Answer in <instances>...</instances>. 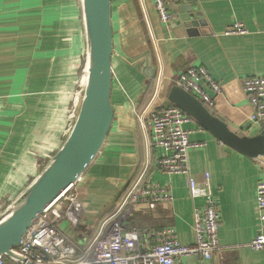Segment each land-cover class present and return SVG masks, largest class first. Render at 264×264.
I'll return each mask as SVG.
<instances>
[{
  "label": "crops",
  "instance_id": "obj_1",
  "mask_svg": "<svg viewBox=\"0 0 264 264\" xmlns=\"http://www.w3.org/2000/svg\"><path fill=\"white\" fill-rule=\"evenodd\" d=\"M165 3L171 12L169 22L160 20L153 0H112L115 116L103 147L78 186L88 201V211L93 210L92 225L97 230L101 213L117 204L138 177L170 185L173 201L155 209L140 203L130 222L145 231L172 226L180 242L192 244L194 215L203 208L204 199L191 197L187 176L169 175L156 166L165 152L155 144L150 113L170 102L169 92L179 86L183 73L190 67H202L222 88L217 94L202 81L214 102L208 107L242 135L264 131L242 87L245 77L264 75V0ZM188 4L193 17L205 21L199 34H190L184 20ZM234 23H242L247 32L226 34ZM68 26L77 36L73 50L60 47ZM83 40L86 53L80 0H0L1 213L42 172L68 137L70 109L78 97L81 103V80L77 87L70 83L77 80L73 66L77 56L80 62ZM148 69L150 76L145 73ZM151 80L152 96L139 108ZM186 127L190 140L199 143L190 151L191 173L201 187L205 174L210 175L209 190L221 219V248L209 259L188 256L175 264H264V250L249 246L259 232L257 186L264 179V156L253 159L237 152L192 117ZM69 226L62 224L65 231Z\"/></svg>",
  "mask_w": 264,
  "mask_h": 264
},
{
  "label": "built area",
  "instance_id": "obj_2",
  "mask_svg": "<svg viewBox=\"0 0 264 264\" xmlns=\"http://www.w3.org/2000/svg\"><path fill=\"white\" fill-rule=\"evenodd\" d=\"M153 2L160 20L169 22L171 12L165 0ZM246 32L247 29L242 23H234L225 33ZM202 81L215 93L222 92L219 82L202 67H190L181 75L178 85L207 106H213V99L206 92ZM242 87L254 109L256 122L264 124V75L245 77ZM84 93L85 88H82L81 102ZM80 104L78 97L69 113L68 135L78 118ZM149 119L155 144L165 152L156 160V166L169 175L187 176L191 197L204 199L203 208L194 215V243L180 242L172 226L160 231H145L131 224L130 219L138 204L145 202L151 209H155L160 203L174 200L170 185L153 183L143 175L135 179L119 202L101 217L97 234L92 241L79 247L63 229L62 224L78 226L88 211V201L80 195L78 186L82 181L81 175L59 199L37 215L21 245L14 249L20 258L0 254V264H6L7 261H12L13 264H175L182 257L211 258L221 248V219L216 200L209 190V173L205 174L203 187L191 173L190 151L199 146V143L190 140L191 131L186 127L191 117L177 106H159L151 111ZM257 202L259 232L249 246L254 250H264V179L257 186Z\"/></svg>",
  "mask_w": 264,
  "mask_h": 264
},
{
  "label": "water",
  "instance_id": "obj_3",
  "mask_svg": "<svg viewBox=\"0 0 264 264\" xmlns=\"http://www.w3.org/2000/svg\"><path fill=\"white\" fill-rule=\"evenodd\" d=\"M184 9L188 11L184 20L190 34H199V27H203L205 21L193 17L190 4ZM84 18L88 83L79 115L48 165L0 215V254L8 257L20 258L14 249L21 245L37 215L85 172L103 147L113 124L112 0H84ZM145 73L152 74L149 69ZM168 100L237 152L253 159L263 158L264 131L256 136L240 134L196 96L177 85L171 88ZM128 186L129 182L126 188Z\"/></svg>",
  "mask_w": 264,
  "mask_h": 264
},
{
  "label": "rangeland",
  "instance_id": "obj_4",
  "mask_svg": "<svg viewBox=\"0 0 264 264\" xmlns=\"http://www.w3.org/2000/svg\"><path fill=\"white\" fill-rule=\"evenodd\" d=\"M67 11H68V9H67ZM69 15H70V13L67 12L66 16H69ZM64 30H65V33L62 35L64 37V40H62L60 47H63V49H66V50H68V49L73 50V44L77 40V36L75 37L74 31H73V27L68 26ZM83 39H84V36H83ZM53 45H54V42L52 40V46ZM77 57H76V62L73 66V71H74V74H75L77 80H76L75 84H73V82L70 83L71 87L74 85L77 87V81L79 82V79L80 80L82 79V74H83L84 69H85L86 53H85V42H84V40L82 41V53H81L80 62L77 61ZM83 87H84V84H82V88ZM3 209H4V207H3ZM3 209H1V210H3ZM1 210H0V214H2ZM92 216H93V210L91 208L85 214V217L80 221L78 226H69V229L66 230L67 234L72 238V240L79 247H84V246L88 245L97 234L96 226L92 225V222H93ZM10 262L13 263L12 261H7L6 264H11Z\"/></svg>",
  "mask_w": 264,
  "mask_h": 264
},
{
  "label": "trees",
  "instance_id": "obj_5",
  "mask_svg": "<svg viewBox=\"0 0 264 264\" xmlns=\"http://www.w3.org/2000/svg\"><path fill=\"white\" fill-rule=\"evenodd\" d=\"M153 89H154V81L151 80V82L145 87V90L143 92V95H142V98L140 100V106L139 108H143L147 102L149 101V99L151 98L152 96V93H153ZM165 106H175L174 104H172L171 102H168L167 105ZM140 168V167H139ZM139 168H138V171L137 173L139 172ZM136 173V175H137ZM135 175V176H136ZM134 176V177H135ZM121 198V197H120ZM112 208V205H110L105 211H103L100 215V217H103L105 216Z\"/></svg>",
  "mask_w": 264,
  "mask_h": 264
},
{
  "label": "bare ground",
  "instance_id": "obj_6",
  "mask_svg": "<svg viewBox=\"0 0 264 264\" xmlns=\"http://www.w3.org/2000/svg\"><path fill=\"white\" fill-rule=\"evenodd\" d=\"M80 1H81V6L83 10V15H84V0H80ZM84 23H85V18H84ZM87 83H88V67L85 65V69H84V72L82 74V79H81V84H84L83 88L87 87Z\"/></svg>",
  "mask_w": 264,
  "mask_h": 264
}]
</instances>
